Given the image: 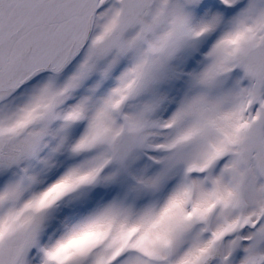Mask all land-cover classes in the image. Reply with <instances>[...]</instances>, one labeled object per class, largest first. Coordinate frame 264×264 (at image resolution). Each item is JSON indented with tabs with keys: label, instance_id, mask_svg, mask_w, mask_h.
I'll return each mask as SVG.
<instances>
[{
	"label": "snow or ice",
	"instance_id": "6c2138e0",
	"mask_svg": "<svg viewBox=\"0 0 264 264\" xmlns=\"http://www.w3.org/2000/svg\"><path fill=\"white\" fill-rule=\"evenodd\" d=\"M0 264H264V0H0Z\"/></svg>",
	"mask_w": 264,
	"mask_h": 264
}]
</instances>
